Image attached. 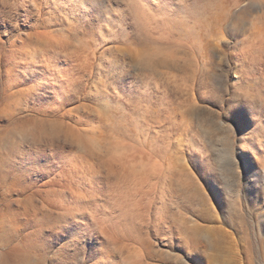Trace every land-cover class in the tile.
Masks as SVG:
<instances>
[{
    "label": "rangeland",
    "instance_id": "1",
    "mask_svg": "<svg viewBox=\"0 0 264 264\" xmlns=\"http://www.w3.org/2000/svg\"><path fill=\"white\" fill-rule=\"evenodd\" d=\"M190 4L0 0V83L27 115L3 165L48 264H264V68L216 28L217 61L253 83L195 93ZM241 15L255 28L264 4Z\"/></svg>",
    "mask_w": 264,
    "mask_h": 264
},
{
    "label": "clouds",
    "instance_id": "2",
    "mask_svg": "<svg viewBox=\"0 0 264 264\" xmlns=\"http://www.w3.org/2000/svg\"><path fill=\"white\" fill-rule=\"evenodd\" d=\"M252 2L253 0H249L247 5L241 3L240 7H237L238 0H191L190 6L186 9V20L189 25L187 30L198 32L202 41V47L196 50L200 59V70L194 80H189L195 93L196 86L200 83L218 99L219 94H226L233 87L229 83L230 75L250 80L249 86L253 83L251 79L246 78L248 70L233 71L229 60L227 63L217 61L219 53L208 39L216 28L224 31L225 53L229 55L224 46L237 48L245 64L251 68L257 65L258 68H264V18L253 28L250 20L241 15L246 8L252 7ZM260 2L264 4V0ZM229 31L233 34H242V39L236 45H232L229 40L227 35ZM253 42L261 46L258 59L248 55V47ZM13 92L10 85L0 83V121H8L6 126H0V264H48L45 244L42 241L44 229L27 228L29 220L40 211L30 209L25 211L16 205L15 197L26 194L10 181L5 170L6 165H3L10 147L14 142H18L16 129L26 122L27 117V115L17 117L12 111L20 101V98L13 96Z\"/></svg>",
    "mask_w": 264,
    "mask_h": 264
}]
</instances>
